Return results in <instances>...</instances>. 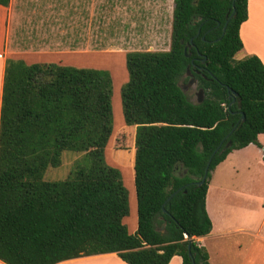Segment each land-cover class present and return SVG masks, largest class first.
<instances>
[{"label":"trees","instance_id":"16d2710c","mask_svg":"<svg viewBox=\"0 0 264 264\" xmlns=\"http://www.w3.org/2000/svg\"><path fill=\"white\" fill-rule=\"evenodd\" d=\"M233 2L174 0L170 50L126 54L123 112L136 127L135 233L124 223L130 206L122 172L105 154L114 121L110 71L8 60L0 121L2 261L57 264L116 253L128 264H169L175 255L194 264L191 252L195 264H211L194 237L213 230L206 207L212 172L232 151L262 147L264 134V63L256 55L235 58L248 0H235V10ZM191 77L205 91L200 103L181 88ZM66 150L84 156L68 178L46 179Z\"/></svg>","mask_w":264,"mask_h":264},{"label":"rangeland","instance_id":"374dc122","mask_svg":"<svg viewBox=\"0 0 264 264\" xmlns=\"http://www.w3.org/2000/svg\"><path fill=\"white\" fill-rule=\"evenodd\" d=\"M16 5L33 6L42 0H13ZM45 1V0H44ZM61 5V8L59 6ZM174 0H46V10L51 14L50 34L59 40V32L65 28L59 25V17L67 15L68 38L67 54L62 64L83 68L109 70L113 80V133L105 148L107 162L120 169L124 184L129 193L130 212L124 223L131 232L138 225L137 191L133 168L136 127L128 126L123 112L122 89L129 81L126 54L130 51H168L171 47ZM32 14V13H31ZM30 16V15H29ZM26 18L27 21L30 19ZM60 26V29H59ZM41 30V27L38 28ZM48 32L46 31V34ZM59 42L53 41V49ZM65 47V46H63ZM35 50H38L36 47ZM242 60V53H237ZM195 90H189L193 101H197ZM260 140L264 141V137ZM264 150V146L262 147ZM84 153L66 150L63 163L51 167L46 174L48 180H64L73 171L74 163ZM240 166L237 173L226 165L230 179L243 182L244 194L264 201V168L257 166L255 154L240 152L234 158ZM261 162V161H260ZM263 164V163H262ZM264 166V164H263ZM226 173V174H225Z\"/></svg>","mask_w":264,"mask_h":264},{"label":"crops","instance_id":"0c3cea01","mask_svg":"<svg viewBox=\"0 0 264 264\" xmlns=\"http://www.w3.org/2000/svg\"><path fill=\"white\" fill-rule=\"evenodd\" d=\"M45 1L24 7L16 5L13 0L7 7L0 5V121L8 60L21 59L27 64H62L61 61L67 54V15L59 17V25L62 24L65 28L64 35L59 32V40H53L50 28H47L53 20L49 9L46 10ZM29 17L31 18L27 21L26 18ZM239 34L243 48L238 53H242L243 59L256 55L264 63V0H248V18L242 23ZM53 41L59 42L55 49L52 47ZM36 47L38 50H35ZM261 137L264 134L259 135L263 147ZM262 147L250 144L234 150L212 172L206 207L213 221V230L206 236L194 237L199 245L207 248L211 264H264V201L261 204L259 198L255 199L249 191L247 195L244 194L243 182L238 179H230L227 175L224 178L218 177L221 171L226 172V165L233 167L237 173L240 172V166L234 162L240 152L251 151L255 154L257 166L264 168ZM137 229L138 225L131 233H135ZM0 264L7 263L0 259ZM57 264L128 263L116 253H104L68 259ZM169 264H183V258L175 255Z\"/></svg>","mask_w":264,"mask_h":264},{"label":"water","instance_id":"95a60500","mask_svg":"<svg viewBox=\"0 0 264 264\" xmlns=\"http://www.w3.org/2000/svg\"><path fill=\"white\" fill-rule=\"evenodd\" d=\"M233 7H234V10H235V0H234V2H233ZM225 30H226V27L224 28V31H225ZM199 33H200V32H199ZM199 33H198V35H199ZM192 41H193V39L191 40V42H192ZM189 56H190V54H189ZM206 59H207V58L205 57V58L203 59V61L205 62ZM187 74L190 75V67H188V72H187ZM181 88L183 89L184 92H188L190 88H193L194 90H197V96H198V99H197L196 103H200V102L203 101V99H204V95H205V91H204L203 88L198 89V81H197V79H195L194 77H191V79L189 80V82H188L187 84L181 85ZM228 89H229V91L231 92V97H232V96L235 97V96L237 95V92H236V91H231L230 88H228ZM234 101H235V98H233V102H234ZM242 119H243V120L245 119V115H244V114H243V116H242ZM221 146H222V143L217 147V149L215 150L214 154H215V153L221 148ZM214 154H213V155H214ZM211 160H212V158H211ZM211 160H210V162L208 163V165H207V167H206L205 174H204L202 180H200V181L198 182L199 185H203V184L206 182V180H207V177H208V174H209V170H210ZM164 208H165V207L163 206V209H164ZM164 210H165V209H164ZM164 227H165V226H163L162 230H164ZM189 255L192 257L193 262H194V264H195V259L193 258L192 253L189 252Z\"/></svg>","mask_w":264,"mask_h":264},{"label":"flooded vegetation","instance_id":"af4514ba","mask_svg":"<svg viewBox=\"0 0 264 264\" xmlns=\"http://www.w3.org/2000/svg\"><path fill=\"white\" fill-rule=\"evenodd\" d=\"M194 93H195V96H196V98L198 99V96H197V91L195 90V91H194Z\"/></svg>","mask_w":264,"mask_h":264}]
</instances>
